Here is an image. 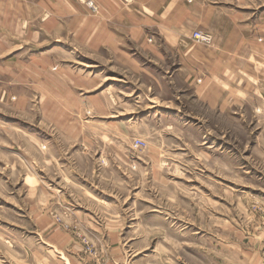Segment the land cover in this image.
<instances>
[{
  "label": "rangeland",
  "instance_id": "obj_1",
  "mask_svg": "<svg viewBox=\"0 0 264 264\" xmlns=\"http://www.w3.org/2000/svg\"><path fill=\"white\" fill-rule=\"evenodd\" d=\"M30 81L14 78L0 99L3 264L46 246L42 225L32 223L45 216L65 220L93 264H237L240 251L264 264L263 98L200 117L199 127L168 119L162 105L149 110L152 121L126 109L105 124L92 109L42 113ZM109 213L117 225L108 231L99 229L105 220L89 227L78 218Z\"/></svg>",
  "mask_w": 264,
  "mask_h": 264
},
{
  "label": "crops",
  "instance_id": "obj_2",
  "mask_svg": "<svg viewBox=\"0 0 264 264\" xmlns=\"http://www.w3.org/2000/svg\"><path fill=\"white\" fill-rule=\"evenodd\" d=\"M196 30L213 37L211 47L191 40ZM79 62L85 67L72 65ZM14 78L36 82L44 114L92 109L108 124L127 109L152 121L155 109L149 110L162 105L168 119L199 127L200 117H223L264 100V0H0V99L10 97ZM55 127L61 130V122ZM109 215L78 218L89 227L94 218L105 220L99 229L108 231L117 225ZM32 223L42 225L46 246L28 260L16 252L15 264H93L64 230L65 220ZM230 256H240L237 264H260L257 254Z\"/></svg>",
  "mask_w": 264,
  "mask_h": 264
},
{
  "label": "built area",
  "instance_id": "obj_3",
  "mask_svg": "<svg viewBox=\"0 0 264 264\" xmlns=\"http://www.w3.org/2000/svg\"><path fill=\"white\" fill-rule=\"evenodd\" d=\"M88 5L91 6L92 4ZM190 37L194 42L199 43L205 47H210L213 40V38L209 34L200 30H196V32H193Z\"/></svg>",
  "mask_w": 264,
  "mask_h": 264
}]
</instances>
